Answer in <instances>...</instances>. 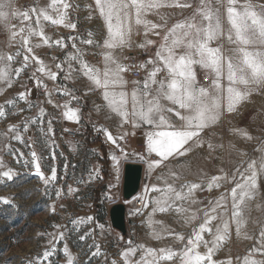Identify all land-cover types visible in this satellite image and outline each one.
<instances>
[{"label": "snow or ice", "instance_id": "6c2138e0", "mask_svg": "<svg viewBox=\"0 0 264 264\" xmlns=\"http://www.w3.org/2000/svg\"><path fill=\"white\" fill-rule=\"evenodd\" d=\"M6 6L8 5L0 2V9ZM71 7L68 0H51L49 8L55 12V17L50 15L47 9L33 8L31 12H35L37 15V25L40 23L39 18L42 17L44 21H50L52 25H61L75 30L77 24L68 19L67 10ZM164 7L184 9L192 7V4L188 0H184V2L181 0H93V4L87 5L89 15L86 19L92 20L94 16H98L105 31L99 41L92 38L93 34L90 31L89 38L80 39L79 43L95 45L104 49V67L103 69L94 67L83 59L85 53L77 47L78 38L76 36L68 38L73 41L71 47L75 49V53L66 54L64 62L68 68L64 76L66 80L72 79L73 73H78L89 82L85 95L97 94L99 96L101 103L94 105V110L97 113L104 112L106 118L117 119L121 128L125 125H130L133 129L145 125L149 127L150 130L145 133L146 152L149 157L154 154L151 160L146 161L150 173L160 167L163 162L169 161L170 158H180L189 154L192 151V144H195L197 148L207 146L208 149L214 150L211 142L201 139V133L218 123L225 113H236L239 105L247 101L253 93H264V4H253L251 0H243V2L241 0H199V5L192 16L176 22L170 28L167 27L166 22L156 24L142 18L149 11ZM31 12L24 11L18 14L22 18V22L30 20ZM8 15L9 13L0 11V20L6 23ZM12 15L17 14L13 13ZM133 17L135 25H143L145 37L150 32L160 36L161 33L155 31L156 29L166 28V31L158 45L152 39H145L138 45L141 49L155 46L157 50L153 56L139 65V68L146 73L144 78L129 81L125 74L132 72V67L124 65L119 60L117 53H122L125 48L132 46L131 21ZM161 19L164 18L161 17ZM18 35L20 36V47L29 54L33 53V47L30 45L32 37L40 36L45 44H49V38L44 35L43 30L37 32L31 25L22 26L18 31L11 32L13 40ZM53 43L66 47L63 38ZM36 47H39V44ZM20 56L19 50L15 56L0 54V65H2L0 67V82L9 88L13 83V75L19 77L29 66L30 56L24 55L20 67H11L15 58ZM31 59L40 65L36 71L40 73L46 71L43 61L34 54L31 55ZM74 63L78 67H74ZM197 67L207 74L206 78L210 81L207 85L198 81ZM56 68L63 71L61 63H57ZM136 74L133 73V75ZM47 75L49 79L55 81L58 72L48 71ZM30 79L35 80L36 87L42 86V81L36 79L35 72L32 73ZM129 84H131V88H129ZM44 87L46 88V86ZM57 90L68 99L62 105L54 106L66 109L62 112V116L66 120L80 123V108L70 107L72 101L79 103V98L66 89L58 88ZM27 95H30V90L27 93H19L18 99L25 101L27 107L31 109L33 105L27 101ZM46 95L49 97L48 103H52L51 93L46 92ZM6 104L14 106L15 101L8 100ZM23 111L24 109H20V112ZM39 114L41 119H31L25 123L24 132L28 131L29 123H43L42 117L46 115L45 109L39 108ZM168 114H174L180 124L173 123L168 118ZM7 115L5 105L0 104V118H7ZM47 123L48 132H53L52 121L49 120ZM96 130L103 133L106 139L117 148H120L117 140L135 135L134 131L131 133L125 131L119 137H114L103 126ZM9 131L14 133L13 139L21 143L24 142L18 126L11 125ZM239 135L247 140L253 139L247 132L241 131ZM28 146L31 147V145ZM218 147L222 148L223 145ZM120 151L124 153L123 148H120ZM260 151L261 155L257 159L251 160L247 168L241 170L237 166L235 174L231 178L235 181V187L231 189L230 195L232 217L236 222L237 235H239L240 227L243 224L241 205L246 197L252 198L254 190L258 188V174L264 173V149ZM31 157L35 165V174L45 185H48L50 181H56L55 168L51 170L50 177H46L40 170L35 151L31 152ZM112 159L118 163V158L115 155L112 156ZM140 159L144 160L145 157L140 156ZM2 166L3 161L0 160V167ZM237 175L240 178L239 181L236 180ZM171 176L174 179H179L177 173H171ZM2 177L8 181H12L14 178L10 169L4 171ZM89 179H92L91 175ZM157 179L164 180L165 187L151 185V192L160 193L159 196L152 198V214L169 211L178 214L184 213L187 209L177 202L195 204L197 201L192 198L194 191L204 190L200 183H188L177 190L172 183L167 182L165 177L158 176ZM226 179V176H212L207 190L211 191L213 187H220V181ZM80 182L84 183V181ZM68 191L71 193L73 189L69 187ZM146 191H148L147 188ZM56 196L60 197L61 191H57ZM225 200L226 198L221 196L215 206L204 211L203 222L193 230L179 251L173 250L171 247L156 249L146 248L144 245L130 246L121 254L124 264H233L231 258L226 261L214 259L221 243L229 233L228 222L217 224L215 233H213L212 222L218 219L217 208L222 207L221 202ZM0 203L8 204L10 202L7 198H0ZM144 207H148L147 202L144 203ZM52 211L55 212L54 206ZM139 212L140 210L137 209L136 213L139 214ZM85 219L91 221L92 217L81 218V223ZM190 219L195 220L196 216L193 215ZM73 223L76 222L73 221ZM153 223L159 222L153 221ZM53 227L59 229L61 226L54 225ZM221 232L223 235L220 234ZM205 233L213 234V239L206 240ZM58 235L61 239L64 238L63 232H59ZM153 236L155 239H161V236L155 231ZM246 238L251 239V237ZM79 239L84 240L85 236L81 235ZM177 239L185 241L183 235H177ZM52 243L53 241L50 240L49 244ZM128 243L132 245V241ZM201 246L206 251L201 252L199 250ZM63 252L66 264H74V258L67 245ZM137 252H140L141 255L139 259L133 261L131 258L136 256ZM54 254V248H46L42 255L35 258V261L29 260L27 264H42ZM255 254L264 257V229L259 233L257 246L250 249L249 254L243 257V264H264V258H249ZM93 255H99L98 246ZM112 264H116V262L113 261Z\"/></svg>", "mask_w": 264, "mask_h": 264}, {"label": "rangeland", "instance_id": "374dc122", "mask_svg": "<svg viewBox=\"0 0 264 264\" xmlns=\"http://www.w3.org/2000/svg\"><path fill=\"white\" fill-rule=\"evenodd\" d=\"M0 2L8 5L0 11L9 13V15L15 13L19 16V13L24 12V9L15 6L14 0H0ZM251 2L264 4L258 0H251ZM76 15L78 16V14ZM81 17L83 18L85 15L82 14ZM94 23L95 39L99 41L105 28L98 16H95ZM22 26L23 22L7 21L5 23L0 20V54L15 56L18 50L21 52V56L16 57L12 63V68L20 67L23 56L28 55L19 45L20 37L16 36L13 40L11 36L12 31H18L16 29ZM80 34L81 39H86L84 32ZM137 40L138 42L145 41V39ZM225 46L227 47V45ZM77 47L85 53L83 59L86 62L103 69L104 49L95 46L94 52L89 53L83 49L81 43ZM151 48L152 46L146 49L131 46L125 48L122 53L118 52L117 56L124 65H127L129 53L134 52L135 54L141 50L142 62H145L150 57ZM74 53L75 49L73 52L71 50L68 52L67 48L60 59L65 62L66 54ZM41 56L42 59L49 57V55ZM38 58L40 60L39 56ZM64 65L63 71L46 69L44 73L36 71L37 68L30 69L29 65L19 77L13 75V83L10 88L0 82V104L5 105V110L8 113L7 118H0V160L3 161V166L0 167V198H7L10 202L8 204L0 203V264H27L29 260L35 261L38 255H42L43 251L50 247L55 249V254L48 261H43L42 264H66L63 252L65 245L74 258V264H112L113 261L116 264H124L121 254L130 246L144 245L146 248L156 249L171 247L173 250L179 251L193 230L203 222L204 211L215 206L221 196H224L226 200L221 202L222 207L217 208L218 219L212 222L213 233H215V226L223 222H228L229 233L221 243L214 259L226 261L231 258L233 264H243V257L249 254L250 249L257 246L259 233L264 229V173L258 174V188L254 190L252 198L246 197L241 205L243 224L240 227L239 235L236 232V222L232 217L230 193L231 189L235 187V181L231 178L235 174L237 166L241 170L247 168L248 163L257 159L261 155L260 150L264 149V93H253L247 101L241 103L239 118L229 120L228 123L220 119L218 123L201 133V139L211 142L214 150L208 149L207 146L197 148L195 144H192V151L189 154L180 158H170L169 161L163 162L160 167L150 173L146 161L151 160L154 154L149 157L146 152L145 133L150 130L149 127L145 125L133 129L130 125H125L121 128L117 119L106 118L104 112L97 113L94 110V105L101 103L99 96L97 94L85 95L89 82L78 73H73V78L66 80L64 76L68 68L66 63ZM74 67H78V65L74 63ZM48 71L58 72L53 90L47 91V93H51L52 103H48L49 97L44 95L45 89L50 84L48 83L50 81L47 75ZM33 72L36 73V79L42 81L41 87H36L35 80L30 79ZM206 75L203 70L198 71V81L203 83L202 78ZM125 77L131 81L126 74ZM58 88L71 91L79 98V103L72 101L70 107L80 108V123L65 119L69 125L74 129H80L81 132H85L86 126L90 125L100 143H103L107 149L108 163L104 168H101L100 163L98 164L89 188L84 191L73 189L69 193L63 185H56L57 179L45 185L35 174V165L31 157V152L35 151L41 172L46 177H50L52 169L42 167L40 163L42 144L40 140L36 139L39 124L29 123L28 131H23L25 123L35 118L31 115L25 101L18 99V94L27 93L30 90L27 101L38 106V113L39 108L42 107L47 109L45 110L47 113L50 110L58 109L62 116V112L66 109L57 108L54 105H62L68 97L63 96L57 90ZM129 88H131V84H129ZM8 100H14L15 105L8 106L6 104ZM20 109H24V111L20 112ZM83 111L85 112L83 113ZM85 116L86 120L83 118ZM168 118L173 123L180 124L174 114H168ZM11 125L18 126L23 143L12 138L14 133L9 131ZM101 126L107 128L114 137H119L125 131L135 132V135L117 140L120 148L124 149V153H121L120 148L108 141L103 133L96 130ZM241 131L249 133L253 139H244L239 135ZM219 145H223V147L220 148ZM113 155L118 158V163L113 161ZM140 156H144L145 159L141 160ZM25 159H29L31 165L26 166ZM126 162H137L143 165L139 191L128 201L122 197L123 168ZM9 169L14 177L12 181L2 177V173ZM171 173H177L179 179H174ZM158 176L165 177L167 182L172 183L177 190L188 183H200L204 190L194 191L192 198L197 201L195 204L177 202L187 209L184 213L178 214L169 211L152 214V198L159 196L160 193L151 192V185L165 187L164 180H158ZM212 176H226L227 179L220 181V187H213L211 191H208L207 185ZM239 179L237 175L236 180L239 181ZM57 191H61L60 197L56 196ZM136 200H141L142 205L137 206ZM146 202L148 203L147 208L144 207ZM115 203H123L125 206V234L113 228L110 222L109 209ZM53 206L55 212L52 211ZM137 209L140 210L139 214L136 213ZM193 215L196 216L195 220L190 219ZM87 217H92V220L85 219L81 223V218ZM153 221L159 223H153ZM54 225L61 227L56 229L53 227ZM154 231L161 236V239L154 238ZM59 232L64 233L63 239L59 237ZM220 234L223 235L222 232ZM81 235L85 236L84 240L79 239ZM177 235H183L185 241L178 240ZM246 237H251V239ZM204 238L211 241L213 234L205 233ZM50 240L53 241L52 244H49ZM129 241H132V245H129ZM97 246L99 255L94 256L93 253L97 251ZM199 250L206 251L203 246ZM140 255L141 253L137 252L136 256L131 259L135 261L139 259ZM249 258L261 259L264 257L255 254Z\"/></svg>", "mask_w": 264, "mask_h": 264}, {"label": "crops", "instance_id": "0c3cea01", "mask_svg": "<svg viewBox=\"0 0 264 264\" xmlns=\"http://www.w3.org/2000/svg\"><path fill=\"white\" fill-rule=\"evenodd\" d=\"M14 1H15V6L24 9V11L31 12L33 8L37 10L47 9L50 15H53L54 17L56 15L55 12L51 8H49L51 0H14ZM68 2L72 5V7L67 10L68 19L70 22H74L77 24V29L75 30L63 27L61 25H52L50 21H44L42 17L39 18L40 23L39 25H37L36 24L37 15L35 12H31V18L29 21H23V26L31 25V27L37 32H39L42 29L44 32V35L49 38V44H45L43 42V39L40 36H34L31 38V41H30V45L33 47V53L29 54L24 49L25 53H27L30 56V59H29L30 69L37 68L40 66L39 64H37L36 61L31 59V55L33 54L36 57L38 56L40 57V60L43 61V66L45 67V69L55 70L57 69L56 68L57 63H61L63 66H65L64 62L60 58H61V55L64 54L65 49L67 48H68V52H70V50L73 52V49L71 47L73 41L71 39H68L70 36H76L78 38L76 41L77 46L79 44V40L82 37L80 34L82 32L85 33L84 37L88 39L89 38L88 33L91 31L93 34L92 38L95 39V36H96L95 30H94L95 16L92 20L86 19V17L89 15V10L87 8V5L93 4V0H68ZM181 2H184V0H181ZM188 2L192 4V7L184 8V9L177 8V7H164L160 9H153L149 11L148 13H146L142 18L148 21H151L152 23H156V24H164L166 22L167 27L170 28L176 22L184 20L185 18L192 16L193 13L196 11L199 5V0H188ZM76 14H78V16ZM82 14L85 15V17L82 18L81 17ZM161 17H163L164 19L162 20ZM7 21L14 22V23H22V18L20 16L10 14L8 16ZM131 23H132L131 43L133 47L135 46L138 47L140 43H143V41L138 42L137 39H148V38L156 39L157 41L156 40L155 41L158 45L160 43L159 39L162 38L164 32L166 31V28L156 29L155 31H158L161 33L160 36H156L150 32L148 36L145 37L143 25H140V26L135 25L134 17ZM16 30H19V29H16ZM18 37L20 36L18 35ZM61 38H63L64 44L66 45V47H61L60 45H56L55 43H53L54 41L59 40ZM37 44H39V47H36ZM82 47L84 50H87V52L89 53H92L95 50V45L82 44ZM156 50H157L156 47L152 46V48L150 49V56H153ZM137 52L135 54L134 52L133 53L130 52L129 56L136 55ZM41 55H49V57L42 59ZM201 70L202 69L198 67L196 69L197 72ZM49 80L50 81L48 83L50 84L49 86H47L48 88L45 89L44 95H46V92L49 89L53 90V86L55 85V82L53 80L51 79ZM240 112H241V104L239 105L238 111L236 113L234 114L225 113L222 116L221 120L223 122L228 123L229 120L239 118ZM63 120L67 127L73 128L69 125V122L66 121L65 118H63ZM145 140H146V137H145Z\"/></svg>", "mask_w": 264, "mask_h": 264}, {"label": "built area", "instance_id": "2783aa9c", "mask_svg": "<svg viewBox=\"0 0 264 264\" xmlns=\"http://www.w3.org/2000/svg\"><path fill=\"white\" fill-rule=\"evenodd\" d=\"M264 3V0H258ZM142 54L131 55L128 58L127 66L132 67V72L126 73L131 80H141L145 71L139 68L142 64ZM133 73H137L133 75ZM204 84L210 81L202 78ZM38 106L36 104L30 109L31 115L38 119ZM39 119L41 117L39 116ZM43 123H38L36 139L41 142L40 163L42 167L56 169L57 184L63 185L65 189L86 190L91 184L90 175L94 177L100 162L101 148L99 138L93 131L89 137V142L85 138V132L80 129L66 126L58 109L50 110L42 117ZM52 121L53 132H48V121ZM42 129V130H41ZM67 129V131H65ZM54 133V134H53ZM53 153L55 154L53 156ZM26 166L31 165L29 159H25ZM96 170L95 172L93 170ZM80 181H84L81 183ZM137 206L142 205L141 200H136Z\"/></svg>", "mask_w": 264, "mask_h": 264}, {"label": "water", "instance_id": "95a60500", "mask_svg": "<svg viewBox=\"0 0 264 264\" xmlns=\"http://www.w3.org/2000/svg\"><path fill=\"white\" fill-rule=\"evenodd\" d=\"M143 165L137 162H126L123 168L122 197L125 201L134 197L140 188ZM109 218L113 228L125 234V206L115 203L109 209Z\"/></svg>", "mask_w": 264, "mask_h": 264}, {"label": "trees", "instance_id": "16d2710c", "mask_svg": "<svg viewBox=\"0 0 264 264\" xmlns=\"http://www.w3.org/2000/svg\"><path fill=\"white\" fill-rule=\"evenodd\" d=\"M84 112L85 111H83V113ZM83 118L86 120V116L83 117ZM92 132H93V129L91 128V126L87 125L86 126V131H85V138L88 141V143H90L89 142V137L92 134ZM100 148H101V155H100V162L99 163L101 165V168H104V166L108 163L107 149H106V146L103 143H100Z\"/></svg>", "mask_w": 264, "mask_h": 264}]
</instances>
